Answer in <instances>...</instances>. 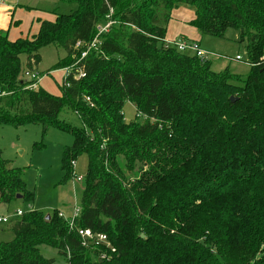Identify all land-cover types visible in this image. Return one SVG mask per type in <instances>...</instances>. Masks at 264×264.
<instances>
[{
  "label": "trees",
  "instance_id": "trees-1",
  "mask_svg": "<svg viewBox=\"0 0 264 264\" xmlns=\"http://www.w3.org/2000/svg\"><path fill=\"white\" fill-rule=\"evenodd\" d=\"M62 1L77 8L39 19L31 39L0 31V121L46 118L72 134L61 181L85 154L78 213L71 226L59 210L22 213L12 240L0 243V264H264V0ZM179 6H192L188 23L202 34L237 32L252 64L244 79L167 43ZM48 45L66 52L55 69L71 66L60 95L19 77L21 56L37 71ZM77 69L84 75L75 78ZM230 79L243 80L234 95ZM125 100L143 122L124 120ZM64 106L80 128L57 122ZM17 194L33 196L0 156V201ZM79 228L105 234L110 247L82 245ZM41 245L63 263L41 255Z\"/></svg>",
  "mask_w": 264,
  "mask_h": 264
},
{
  "label": "rangeland",
  "instance_id": "rangeland-1",
  "mask_svg": "<svg viewBox=\"0 0 264 264\" xmlns=\"http://www.w3.org/2000/svg\"><path fill=\"white\" fill-rule=\"evenodd\" d=\"M3 1L7 6L16 7L15 15L11 14V10L8 13L9 18L18 16L20 19L17 24L11 23L10 20L6 24L3 32H6L5 34L11 40L18 37L31 39L37 31L35 18L53 20L57 14L71 13L77 8L75 3L62 0ZM23 5L31 7L28 8L30 10ZM187 7L193 9L192 6ZM104 24L99 23L98 25ZM6 28L9 30L6 31ZM194 31L202 35L199 39V47L211 55L212 70L220 71L227 67L230 73L238 75L241 79L249 74L252 64L246 54L245 43L237 41L238 34L233 28H227L224 37L220 38L202 34L195 27L187 25V35ZM183 39L195 40L187 37ZM65 53L63 48L54 45L44 46L39 50L40 61L35 66V70L44 74L37 84L51 94H61L63 71L55 69L54 66L58 59L64 57ZM236 56L240 59H236ZM28 69L31 68L25 65V58L21 56L19 77L24 79V71ZM241 79L228 80V92L234 95L235 91L243 86ZM121 111L126 122L145 120L144 116L138 114L134 105L128 100L122 103ZM56 120L72 127H81L78 116L68 106L61 109ZM48 121L46 118L30 119L20 123L0 121V156L22 172L25 188L33 194L31 199H24L20 196L7 203L0 201V216L9 218L7 222H0V243L12 240L13 232L10 227L15 220L20 219V216L15 214L17 210L26 214L30 209H35L46 215L52 213L53 210H59L68 218L72 216L74 206L78 209L82 180H77L76 177L84 176L87 169V156L85 154L77 156L74 160V177L62 183L61 157L64 149L72 144L73 136L68 130ZM39 250L44 257L54 258L56 262L63 263L56 249L41 245Z\"/></svg>",
  "mask_w": 264,
  "mask_h": 264
},
{
  "label": "built area",
  "instance_id": "built-area-1",
  "mask_svg": "<svg viewBox=\"0 0 264 264\" xmlns=\"http://www.w3.org/2000/svg\"><path fill=\"white\" fill-rule=\"evenodd\" d=\"M112 23V21L108 20L104 25L99 26L97 25V33L100 34L102 31L107 30L108 26ZM99 43V38L95 37L94 39H92V41L87 42L86 43V49L81 51L80 53V57H83L86 54V51L92 47H95L97 44ZM167 43L169 45H172L176 48V50L180 51V52H189L192 55L197 56L200 60L210 57L211 55L209 53H207L206 51H204L203 49H201L199 47V44L196 40H185L183 38H179L176 40H169L167 41ZM76 45H80V41L76 42ZM236 59H240L239 56H236ZM73 67V66H72ZM64 72L63 77H65L71 70V66L70 67H65L62 69ZM84 73L82 72V70L77 69V72H75L73 74V76L75 78H79L81 76H83ZM40 75L38 74L37 71H31V70H26L24 71V79L28 81L27 87L28 88H35L37 85V82L40 79ZM67 84V83H65ZM68 85V84H67ZM88 100V99H87ZM72 165H75V162H72ZM82 176H78L76 177L77 180H82ZM78 213V209H76V207L74 206V212L72 214V216L68 217L69 220V225H72V219L73 217ZM17 216H20L22 214L21 210H17L15 213ZM60 216L65 217V215L59 211L58 213ZM8 219L7 217H2L0 216V222H6ZM78 234L79 236L82 238V245H88L90 244L91 247H97L99 245H104L106 248L110 247V243L107 241L106 235L103 233H94L92 232L90 229L88 228H79L78 229ZM100 258H104L105 254L104 253H100Z\"/></svg>",
  "mask_w": 264,
  "mask_h": 264
},
{
  "label": "crops",
  "instance_id": "crops-1",
  "mask_svg": "<svg viewBox=\"0 0 264 264\" xmlns=\"http://www.w3.org/2000/svg\"><path fill=\"white\" fill-rule=\"evenodd\" d=\"M24 7L26 9L31 8L27 5ZM15 9H16V7H13L12 5L7 6L3 0H0V31H2V32L4 31L6 24H7V22H9V20L11 23H15V24H17L18 21H20L18 16H16L17 18H15V16H11L9 18V16H8V13L10 12V10H11V14L15 15V13H16ZM28 10H30V9H28ZM193 18H194V11L190 7L179 6L177 8L172 9L171 17H170V19L167 23V26H166L165 40L169 41V40H176V39H179L182 37L183 38L187 37V38L195 39L199 42L200 36H202L199 33L194 31V32H190L191 34H189V35L186 34L187 33L186 27H187V25H190L188 22L190 20H192ZM39 19L43 20L42 18H35V22L37 23L35 26H37V29H38V25H39V23H38ZM31 22L33 23L34 19L31 20ZM8 28H6V31L9 30ZM63 75H64V72H63ZM7 221H9V218Z\"/></svg>",
  "mask_w": 264,
  "mask_h": 264
},
{
  "label": "water",
  "instance_id": "water-1",
  "mask_svg": "<svg viewBox=\"0 0 264 264\" xmlns=\"http://www.w3.org/2000/svg\"><path fill=\"white\" fill-rule=\"evenodd\" d=\"M235 100H236V97H234V96H230V101L233 102V101H235ZM16 197H20V195L17 194ZM48 217H49V215L47 214V215H46V218H48Z\"/></svg>",
  "mask_w": 264,
  "mask_h": 264
}]
</instances>
